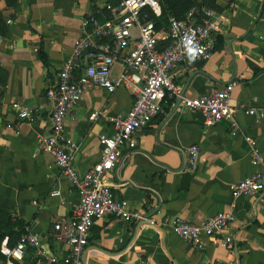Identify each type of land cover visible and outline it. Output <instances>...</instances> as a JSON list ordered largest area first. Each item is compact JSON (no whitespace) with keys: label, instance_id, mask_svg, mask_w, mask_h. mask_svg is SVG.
<instances>
[{"label":"crops","instance_id":"0c3cea01","mask_svg":"<svg viewBox=\"0 0 264 264\" xmlns=\"http://www.w3.org/2000/svg\"><path fill=\"white\" fill-rule=\"evenodd\" d=\"M215 4L218 9L212 11L221 31L210 57L192 68L176 67L172 79L179 96L187 99L208 96L236 81L231 93L236 129L227 121L206 126L201 112L179 105L175 109L180 97L167 103L162 114L135 132V150L102 178L116 199L153 225L111 217L94 221L83 264H264V192L238 199L229 230L202 237L200 248L169 228L176 217L201 223L229 210L230 185L264 170V118L243 113L264 109V0ZM105 6V0H0V211L40 235L43 247L58 257L69 246L54 238L52 227L72 217L78 196L52 158L36 151V141L50 128L45 94L72 51L81 18ZM119 72L115 65L112 78ZM15 102L30 109L32 117L20 120L11 107ZM132 104L128 85L111 94L93 87L69 113L64 134L79 147L73 163L79 174L99 161V136L111 134L112 119L124 116ZM95 112L97 117L89 120ZM245 137L255 143L260 157L256 167ZM191 145L199 150L192 174L182 170ZM55 191L59 196H52ZM225 235L231 236L232 249L222 245ZM14 264L50 263L29 249Z\"/></svg>","mask_w":264,"mask_h":264},{"label":"built area","instance_id":"2783aa9c","mask_svg":"<svg viewBox=\"0 0 264 264\" xmlns=\"http://www.w3.org/2000/svg\"><path fill=\"white\" fill-rule=\"evenodd\" d=\"M105 2V9L87 14L80 20V33L73 42L72 51L59 69L55 83L45 94L51 105L50 128L36 141V151L52 158L78 196L72 217L62 219L52 227L54 238L64 239L69 251L62 257L50 254L43 247L40 235L26 229L13 246L8 245V239L5 243L6 237L3 238L0 264L22 261L29 249L50 264H83L82 254L94 221L111 217L126 223L148 221L153 225L149 217L130 210L125 200L116 199L102 178L121 162L126 153L135 150V132L162 114L167 103L180 97L179 88L172 79L173 70L178 66L192 68L210 57L221 31L219 18L212 10L202 8L191 9L183 18L167 14L163 19L159 0H154L155 7L145 0H136V7L129 0ZM115 65L120 66V72L113 79ZM123 85L131 88L133 104L124 116L112 119L111 134L99 136L102 146L99 161L79 174L73 165L79 147L65 136V120L89 89L96 87L111 94ZM236 85V81H230L208 96L180 97L179 106L201 112L206 126L227 121L235 130L237 110L231 105V93ZM11 107L20 120L32 117V111L18 102ZM243 113L255 120L264 118V109H248ZM96 117L95 112L89 120ZM244 140L251 145L252 166L256 167L260 157L255 143L250 137ZM186 152L182 170L192 174L198 166L199 150L196 145H191ZM229 190V210L217 212L201 223L176 217L169 223L171 233L200 248L202 237L220 235L229 230L235 222L237 200L264 192V170L254 171L230 185ZM52 196H59V192H53ZM222 245L233 248L230 235H225ZM17 252L20 258L16 256Z\"/></svg>","mask_w":264,"mask_h":264},{"label":"trees","instance_id":"16d2710c","mask_svg":"<svg viewBox=\"0 0 264 264\" xmlns=\"http://www.w3.org/2000/svg\"><path fill=\"white\" fill-rule=\"evenodd\" d=\"M159 3L162 8L163 19L167 16V14L173 15L175 18H183L191 9H218L215 4L216 0H159ZM151 18L153 19V17ZM155 20L156 22H159V20ZM0 34H3V32L0 31ZM24 233L25 230L21 222H12L7 214L0 211V244L5 235H7L8 245L13 246L19 237ZM2 259L3 258L0 256V260Z\"/></svg>","mask_w":264,"mask_h":264},{"label":"clouds","instance_id":"9594fccd","mask_svg":"<svg viewBox=\"0 0 264 264\" xmlns=\"http://www.w3.org/2000/svg\"><path fill=\"white\" fill-rule=\"evenodd\" d=\"M149 2H152L153 3V7H155V4H154V0H145V3H149ZM129 3L131 4V5H133L134 7H136V0H129ZM190 41H189V45H190ZM190 51H191V49H190ZM7 237L5 238V243L7 242ZM16 256L18 257V258H20V253L19 252H17L16 253Z\"/></svg>","mask_w":264,"mask_h":264},{"label":"water","instance_id":"95a60500","mask_svg":"<svg viewBox=\"0 0 264 264\" xmlns=\"http://www.w3.org/2000/svg\"><path fill=\"white\" fill-rule=\"evenodd\" d=\"M179 102H180V100H179V99H177V100H176V103H175V107H174L175 109L178 107V105H179Z\"/></svg>","mask_w":264,"mask_h":264},{"label":"rangeland","instance_id":"374dc122","mask_svg":"<svg viewBox=\"0 0 264 264\" xmlns=\"http://www.w3.org/2000/svg\"><path fill=\"white\" fill-rule=\"evenodd\" d=\"M216 10V9H215Z\"/></svg>","mask_w":264,"mask_h":264}]
</instances>
